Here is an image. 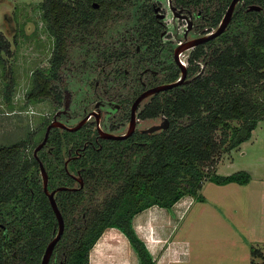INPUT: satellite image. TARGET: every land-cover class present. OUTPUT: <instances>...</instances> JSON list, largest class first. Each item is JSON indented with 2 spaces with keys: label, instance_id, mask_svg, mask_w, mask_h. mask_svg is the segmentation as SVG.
<instances>
[{
  "label": "trees",
  "instance_id": "trees-1",
  "mask_svg": "<svg viewBox=\"0 0 264 264\" xmlns=\"http://www.w3.org/2000/svg\"><path fill=\"white\" fill-rule=\"evenodd\" d=\"M133 1L41 0L40 13L54 35V47L50 64L33 70L27 99L35 101L52 94L61 100V90L55 88L54 81L70 49L85 43L103 46L105 28ZM229 2L188 1L196 12L200 11L207 27L218 23ZM253 2L261 7L250 8ZM240 3L232 13L231 24L220 34L218 45L207 40V48H197L191 57H202L204 69L191 80L163 90L142 108V116L167 115V127L140 129L98 148L90 147L76 158L84 183L56 192L64 229L48 264H89L91 247L110 225L127 235L141 264H156L133 225L136 212L155 203L170 207L186 193L205 199L201 191L205 178L220 183L250 179V172L244 168L229 173L215 168L217 150L231 149L249 138L264 118L260 103L249 96L250 79L264 78V0ZM231 118L241 121L234 123ZM217 127L222 131L218 139ZM88 133L85 127H52L46 144L38 151L47 169L59 170L64 157L63 139L78 142ZM29 135L28 131L23 141L0 145V221L6 225L0 226V264H40L58 227L33 151L21 154V145ZM48 146H52V152L46 150ZM57 183L69 184L70 180L49 177V186Z\"/></svg>",
  "mask_w": 264,
  "mask_h": 264
},
{
  "label": "rangeland",
  "instance_id": "rangeland-1",
  "mask_svg": "<svg viewBox=\"0 0 264 264\" xmlns=\"http://www.w3.org/2000/svg\"><path fill=\"white\" fill-rule=\"evenodd\" d=\"M40 1L0 0V39H2L0 41V145L9 144L15 140L23 141L29 131L31 133L29 140L27 139L21 145L22 155L30 154L34 150L35 143L44 135L47 121L53 117L59 106L74 114L68 119V122H72L80 117L85 106H91L94 103L99 94L96 92L97 90L111 93L121 90L130 97L143 87L144 83L138 79L139 70L149 63V59L140 56V53L136 51V45L140 40V28L143 29V32H149L148 30L145 31L144 28L150 27L147 19L154 14L153 3L160 4L157 7L158 14L164 13V16L161 17L163 27L169 28V35H164V38L167 39L169 36V40L176 42L187 23L185 19L174 15L168 0H134L105 28V47L102 44L100 47L97 45L93 47V43L88 45L85 43L83 46L75 45L70 49L71 51L66 57L67 64L64 62L59 71V76L63 78L61 83L62 100H57L52 94H47L39 100L32 101L27 99L26 94L33 84V70L50 64L54 47V35L45 26V20L40 13ZM240 4L238 1L236 6ZM232 18L228 25L231 24ZM219 38L216 39V42ZM171 41L166 46H158L157 67L168 66L170 63L172 58ZM90 48L95 49L88 53L86 50ZM189 50L190 48L184 49L182 52L183 59L187 60ZM106 52L113 54L112 62L107 65L108 72H100V65L106 59L104 56ZM119 53L122 56L116 57ZM72 60L76 62V64H72L73 67L70 66L71 63H74ZM171 66L173 70L176 68L174 65ZM122 68L124 71H121ZM125 68L128 70L125 71ZM166 68L170 72V67ZM166 75L167 73L164 74V77ZM250 80L252 82L249 85L251 87L249 96L260 103L259 111L264 115V78L256 81L253 78ZM58 84L60 85L57 82L56 85ZM95 85L98 87L96 88ZM66 91L71 93V100L65 107L64 96ZM7 93L10 95L9 98ZM113 97L115 96L113 95ZM152 98H154L153 95L146 96L140 102V108L151 102ZM112 100L116 101L117 99L115 97ZM120 111H116L115 105H111L110 113L114 112V116L120 117ZM160 116L152 115L139 118L137 125H150L155 123ZM57 117L65 119L62 114ZM231 121L238 123L241 120L231 118ZM124 124L126 125V122ZM125 125H121L119 128H124ZM254 130L256 141L248 146L250 152L251 150L257 152L261 148L259 147L261 145L258 144L264 140V118L258 121ZM221 133V128L217 127L215 137L218 139ZM235 147L228 150L223 148L217 150L215 153L216 170L221 161L218 168L219 172H231L239 167L229 165L230 157L235 159L237 165L244 164L248 154H242L238 146ZM206 179L208 178H205L202 183ZM205 184H207V180L204 182V187ZM212 187L209 189L206 187V192L214 197ZM190 212L189 209L184 213V219L189 218ZM194 215L202 220L214 219L213 214L206 215L200 211ZM205 226H209V224H205ZM207 236L214 237V229H208ZM201 241L198 238L194 242L196 247L195 250L193 248L194 252L197 251V246L201 244Z\"/></svg>",
  "mask_w": 264,
  "mask_h": 264
},
{
  "label": "crops",
  "instance_id": "crops-1",
  "mask_svg": "<svg viewBox=\"0 0 264 264\" xmlns=\"http://www.w3.org/2000/svg\"><path fill=\"white\" fill-rule=\"evenodd\" d=\"M254 129L249 138L237 145L242 154H248L244 164L237 165L232 157L228 161L230 166H239L235 170L244 168L250 172L247 182L220 183L206 179L205 187L206 180L201 186L205 199L186 193L170 207L155 203L133 215V225L156 264H264V140L258 144L260 150H251V154L248 146L256 141ZM206 187H212L214 197L206 192ZM189 209L190 216L184 219ZM199 211L213 214L214 219L196 218L194 213ZM208 229H214V237L207 236ZM198 238L203 242L194 252ZM89 264H141V261L127 235L110 225L91 247Z\"/></svg>",
  "mask_w": 264,
  "mask_h": 264
},
{
  "label": "flooded vegetation",
  "instance_id": "flooded-vegetation-1",
  "mask_svg": "<svg viewBox=\"0 0 264 264\" xmlns=\"http://www.w3.org/2000/svg\"><path fill=\"white\" fill-rule=\"evenodd\" d=\"M188 1L189 0H168V3L171 6L174 15L178 16L179 18L185 19L187 22L186 26L182 30V33L179 34V39L176 42H172L171 40H169V36L167 37V39L163 37L164 35H169V30H168L169 28L167 29V27H163V20L161 17L164 16V13L160 12L163 15L158 14L157 7H159L160 4H156V3L152 4L154 14L150 15V17L147 19L150 27L144 28L145 31L148 30L149 32H143V29L140 28V30H139L140 40L138 41V43L136 45V51L140 53V56L141 57L144 56V57H147L149 59V61H148L149 63L146 64L143 69L139 70L138 79H141V81L144 83V85H143V87L139 88V90L136 91V93H134L133 95H131L129 97V96L125 95V93L121 90L114 91V93H111L109 91L97 90L96 92H98L99 94H98L96 100L94 101V103L91 106H85V108L82 111V114L76 120H74L72 122H68L69 117H71L74 114H72V112H70L68 109H66L64 107L62 108L61 106H59L56 109V111L54 112L53 117L47 121V123L45 125V131H46L48 123H50L59 114H62V116L65 117V119H63V118L62 119L59 118V119L63 120L68 125H74L77 122H79L81 119L84 118L82 123L77 128L70 129V128H67L65 126L53 125L50 127V130L52 127L58 126L59 128L69 129V130H74V129L85 127L86 129H88L90 131V133H88L89 135L84 136V138L78 142L74 141V140H70L69 142H66L64 139L62 140L63 156L64 157H63V161L61 162L60 166H58L59 170H56V171L50 170L49 171L46 167V164L44 163V161L42 160V158L40 157V155L38 153V151L46 144L47 139L44 142V144L38 148L37 155L34 153V150H33L34 156H35V158L38 162V165H39L40 181H42V183H43V178H42L41 166H40V162H39L40 160H42V162L45 166V169L47 170L48 180H49L50 176L51 177L63 176L67 180H70L69 184L57 183L56 185H52V186H49V184H48L49 189L56 188L54 195H56V192L59 189L66 188V187L77 188V187L83 185L84 174L82 172V167H80L76 164V158L77 157H79L83 153H87V151L90 150L89 149L90 147L98 148L99 146H102L104 143H106V144L111 143L116 138H124V137H110V136L103 135V133H101L99 130V125L101 126L102 129L110 131V132H115V133L125 132L129 127V123H130L131 116H132V103H133L134 99L136 98V96L139 95L143 90H145L146 88H148L154 84H157L159 82L171 81V80L177 79L181 76V66H180V64L177 60L176 54H175L176 47L178 45H182L187 40L197 38V37L205 34L206 32L213 31L218 26L226 8H227V6H226L225 10L223 11L222 16L218 20L217 24H215L211 27H207L208 25H206V24L203 25L202 18H201L202 16L200 15V11L196 12V10L193 8V6H191L188 3ZM240 2H242V0H240ZM235 8H236V6H235ZM141 20H142V18L140 19V21ZM143 21H145V20L143 19ZM221 33H219L215 36H212L208 39H205L203 41H199L193 45L186 46L183 49H181V51L179 52V58L181 60H183V62H185L186 67H187L186 76L181 83L191 80L192 77H194L196 74H198L204 67V62L201 59L202 57H193V59L191 58L192 56H195V54H194L195 50L197 48H199V49L203 48L205 50L207 48L206 42H207V40H210V39L213 40L215 45L216 44L218 45V43L220 41L219 36ZM217 38H219V40L216 42ZM169 41L172 42L171 43L172 58L170 60V63H168V66L157 67L156 64L158 62L157 59H158V55H159L157 48H158V46H162V47L166 46L167 43L169 44ZM103 47H105L104 44H103ZM187 48H190V50H189V53L187 56V60H185L182 58V52L184 51V49H187ZM104 56L106 57V59H104L102 62V65H100V69H99L100 72H108L107 65H109L112 62L111 57L113 56V54L106 52V54ZM121 56L122 55H120V53L116 55V57H121ZM63 61H65V63L67 64L66 58H64ZM73 62L74 63L70 64L71 67L74 66L72 64H76L75 60ZM62 63H64V62H62ZM171 65H174L176 68L173 70ZM61 67H63V64L61 65ZM166 67H170V70H169L170 72L167 71L168 68H166ZM191 67L195 68V70H194L195 72H192L193 68H191ZM126 70H128V69L125 68V71ZM121 71H124V68H122ZM165 73H167L166 77H164ZM57 82L60 83V85L59 84L56 85ZM62 82H63V78H61L59 76V72H58V77L55 78V81H54V83L56 85L55 88L61 90V83ZM95 87L97 88L98 85H95ZM165 89H167V88H165ZM165 89H160V90L148 93L139 101V103L137 104V107H136V111H135V128L133 129V131L130 134H132L133 132H137L140 129H145L148 126V125L147 126H138L137 125L139 118H146V117L151 116V115H146V116L141 115V110L146 104L140 108V102L148 95H153V97H155L157 95H161L162 91ZM113 95L116 97L117 102L112 100L113 98H115V97H113ZM111 97H112V99H110ZM67 98H69V100H71V93L69 91H66V93H65L64 106H65V102H66ZM111 105H115L116 111H120L121 109L123 110V111H120L121 112L120 117L114 116V112L110 113ZM66 115H67V117H66ZM164 116L165 115H161L160 118L155 123L162 122ZM125 122H126V125L124 124ZM121 125H125V127L120 129L119 127ZM50 130H49V133H50ZM45 131H44V134H45ZM146 131H152V130H146ZM129 135H127V136H129ZM41 140L42 139H40L34 145V147ZM46 150L48 152H52L53 148H52V146H48L46 148ZM47 195H48V193H47ZM51 206H52V204H51ZM0 226H6V225L0 221Z\"/></svg>",
  "mask_w": 264,
  "mask_h": 264
},
{
  "label": "water",
  "instance_id": "water-1",
  "mask_svg": "<svg viewBox=\"0 0 264 264\" xmlns=\"http://www.w3.org/2000/svg\"><path fill=\"white\" fill-rule=\"evenodd\" d=\"M238 1H240V0H230L222 18L218 24V26L213 31L206 32L205 34H203L197 38L187 40L182 45H178L176 47L175 54H176V57H177V60L180 64V66H181V76L179 78L171 80V81L159 82L157 84H154V85L146 88L145 90H143L139 95H137L136 98L134 99L133 103H132V116H131V120L129 123V127L125 132H123V133L110 132V131L102 129L101 126L99 125L100 132L103 133V135L110 136V137H125V136L129 135L133 131V129L135 128V111H136V107H137V104L139 103V101L148 93H151V92H154V91H157L160 89L172 87L174 85L181 83L184 80L186 73H187V67H186L185 62H183V60H181L179 58V52L181 51V49H183L186 46L193 45L199 41H203L205 39H208L212 36H215V35L221 33L222 31H224L228 22L230 21V19L232 17V13H233L235 6L238 3ZM249 7L250 8H260L261 5L259 3L253 2V3H250ZM161 15H163V14H161ZM69 101H70L69 98H67L66 102H65V107L69 104ZM83 120H84V118L81 119L79 122H77L74 125H68L63 120L55 117L50 123H48L42 140L34 147V153L37 155L38 148L41 147L44 144V142L46 141L51 126L58 125V126H65L67 128L73 129V128H77L82 123ZM169 122H170L169 117L165 115L162 122L152 123V124L148 125L145 129L146 130H156L159 128H163V127L168 126ZM39 162H40V166H41L43 186H44L45 191L48 193L50 202H51L52 207L56 213L57 220H58L57 230H56L54 236L48 241V243L44 249V252L42 254V258H41V262H40V264H48V261H49L50 255L53 251L54 245L63 232L64 216H63V214H62V212H61V210L57 204V200H56L55 195H54L56 188H52V189L48 188L47 170L45 169V166H44L42 160H40ZM59 264H62V261Z\"/></svg>",
  "mask_w": 264,
  "mask_h": 264
}]
</instances>
